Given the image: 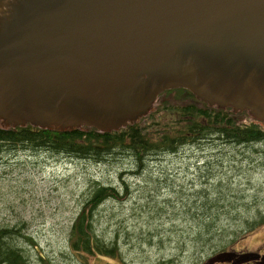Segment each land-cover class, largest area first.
I'll list each match as a JSON object with an SVG mask.
<instances>
[{
    "label": "water",
    "instance_id": "water-1",
    "mask_svg": "<svg viewBox=\"0 0 264 264\" xmlns=\"http://www.w3.org/2000/svg\"><path fill=\"white\" fill-rule=\"evenodd\" d=\"M177 88L264 122V0H0V130L122 129Z\"/></svg>",
    "mask_w": 264,
    "mask_h": 264
},
{
    "label": "trees",
    "instance_id": "trees-1",
    "mask_svg": "<svg viewBox=\"0 0 264 264\" xmlns=\"http://www.w3.org/2000/svg\"><path fill=\"white\" fill-rule=\"evenodd\" d=\"M183 93L189 98L185 102L168 100L169 96ZM229 111H233L231 107ZM262 123L249 116L248 112L229 113L225 109L211 108L191 91L177 88L163 91L158 109L141 117L135 125L122 129L100 133L96 128L57 131L18 125L7 131L0 130V167L22 157L37 159L53 155L72 160H91L99 165L116 164L115 172L119 178L117 183H113L112 178L104 180L88 175L75 213L67 227L59 233L60 243L52 253L41 250L25 218L17 216L0 221V264H56L59 256L72 259L74 264H80L77 260L86 264L87 255L118 257L127 264L123 258L124 243H130V226L121 223L112 228L111 225L103 228L99 227V222L102 220L104 223L106 216L117 211V208H111V204L115 203V199L126 200L131 197L133 181L138 183L141 180L145 185L155 187V190L170 188L168 194L173 197L187 194L184 197L192 209V216L195 215L194 225L182 236V242L173 235L172 239H165L163 229L159 236L160 245L173 240L181 245L178 250L183 252L187 247L184 242L187 237H191L190 241L195 246H207L212 253L227 252L231 239L227 237L228 234L244 232L245 228L247 231L264 222V197L251 195L248 190L252 188L251 183L248 182L246 188H242L239 184L234 186L233 182H223L225 178H220L226 169L238 168L237 153L235 156L224 154L223 160L227 166L223 169L216 160H213V167L209 165L212 155L199 159L202 163L197 164L194 170L195 178L209 181L208 193L206 190L185 193L182 185L161 187L151 176L160 175L163 170L156 166L157 162L151 165V161L157 156L174 155L186 147H209L213 150L216 145H220L226 151L241 150L240 154L245 159H241L239 164L247 161L251 167L264 165ZM205 151H201L202 154ZM253 154L259 156L254 158ZM254 171L256 169L251 168L249 172ZM161 177L157 176V179ZM163 195L150 196L156 200L148 204L158 207L163 202ZM190 197L192 199L188 202ZM257 202H262V205H257ZM226 215L229 216L228 220ZM97 228H101V232ZM166 228L173 234L174 227ZM146 244H151L150 240L142 242L136 251L141 252ZM130 247L132 249L131 244ZM172 260H176L173 255L170 257L165 251H160L157 260L149 264H171ZM197 261L200 262L201 257Z\"/></svg>",
    "mask_w": 264,
    "mask_h": 264
},
{
    "label": "rangeland",
    "instance_id": "rangeland-1",
    "mask_svg": "<svg viewBox=\"0 0 264 264\" xmlns=\"http://www.w3.org/2000/svg\"><path fill=\"white\" fill-rule=\"evenodd\" d=\"M188 99L185 93L168 97L169 101L180 103ZM248 115L251 116L249 113ZM219 146L216 145L213 150L207 147L208 151H205L204 147L191 146V148L181 149L174 155L157 156L154 161H151V165L157 162L156 166H159L163 172L151 177L161 187L174 185L180 187L182 185L185 187L182 190L185 193L198 190H206L208 193L210 191L209 181L195 178L194 170L197 164L202 163L199 162V159L204 158L205 155H212L209 165L213 167L215 162L213 160H216L223 169L227 166L223 160L224 154L235 156L237 153L236 165L238 168L235 170L226 169L220 178H225L223 182H233L234 186L239 184L242 188H246L250 182L252 188L250 187L248 190L251 191V195L264 197V165L251 167L248 166L247 161L244 164H239L241 159H245L244 155L240 154L241 150L226 151ZM201 151H205V154H202ZM258 156V154H253L254 158ZM8 158L11 159V157ZM115 166L116 164L99 165L91 160H72L53 155H44L37 159L22 157L9 162L7 166L0 167V221L17 216L25 218L24 220L29 222V229L34 232L41 250L44 249L52 253L56 251L57 245L60 243L59 233L67 227L75 213L88 175L104 180L112 178V182L117 183L119 178L118 173L115 172ZM251 168H255L256 171L249 172ZM211 169L214 170V168ZM157 176L162 177L158 180ZM170 191L171 189L167 190V187L155 190V187L145 185L142 180L138 183L133 181L132 196L126 200L115 199L111 208L118 210L112 215L106 216L104 223L100 220L99 227L105 228L111 225L112 228L121 223L130 226L132 231L130 243H124L123 258L127 264H149L157 260L160 251H165L170 257L173 255L176 260H172L171 264H228L234 256H229V259L222 258L219 253H212L207 246H195L190 241L191 237H187L184 242L187 247L183 252L178 250L181 245H177L173 240L160 245L159 236L163 229L165 239H172L173 235L180 238L182 242V236L191 229L190 227L195 222L193 218L195 215L192 216V209L184 197L187 194L173 197L168 194ZM259 191H261L260 194ZM161 194H164L161 196L162 204L158 207L148 204L150 201L156 200L150 196L155 197ZM191 199L192 197L188 199V202ZM257 205L261 206L262 202H257ZM103 206L100 208L102 209ZM195 213L197 212L195 211ZM228 217V215L225 216L227 220ZM168 226L175 228L173 234L166 228ZM97 229L101 232V228ZM106 235L108 234L106 233ZM227 237L231 239L226 253H243V255L245 253L248 256L236 264H254V261H257L255 258L264 256V222L253 229L246 231L245 228L244 232L236 231L234 234H228ZM149 240L151 244H146L141 252L136 251L142 242ZM198 257H201L200 262L197 261ZM56 261V264H74L72 259L63 256H59ZM77 262L83 264L78 260ZM85 262L86 264H124L118 257L102 255H87Z\"/></svg>",
    "mask_w": 264,
    "mask_h": 264
},
{
    "label": "flooded vegetation",
    "instance_id": "flooded-vegetation-1",
    "mask_svg": "<svg viewBox=\"0 0 264 264\" xmlns=\"http://www.w3.org/2000/svg\"><path fill=\"white\" fill-rule=\"evenodd\" d=\"M226 252H221V253H219L220 255H224ZM245 254V253H244ZM258 254V253H257ZM243 257V253H236L235 255H234V257L231 259V261H229L228 262V264H236V263H238L239 261H240V259H239V257ZM263 256V255H262ZM257 257H258V255H257ZM255 259H257V261H254V264H264V256L263 257H261V258H255ZM248 264H250V263H248Z\"/></svg>",
    "mask_w": 264,
    "mask_h": 264
}]
</instances>
